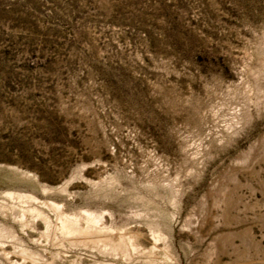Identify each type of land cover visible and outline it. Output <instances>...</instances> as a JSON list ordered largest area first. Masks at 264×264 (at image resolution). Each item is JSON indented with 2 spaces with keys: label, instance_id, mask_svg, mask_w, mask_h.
Returning <instances> with one entry per match:
<instances>
[{
  "label": "rangeland",
  "instance_id": "obj_1",
  "mask_svg": "<svg viewBox=\"0 0 264 264\" xmlns=\"http://www.w3.org/2000/svg\"><path fill=\"white\" fill-rule=\"evenodd\" d=\"M0 264H264V0H0Z\"/></svg>",
  "mask_w": 264,
  "mask_h": 264
},
{
  "label": "bare ground",
  "instance_id": "obj_2",
  "mask_svg": "<svg viewBox=\"0 0 264 264\" xmlns=\"http://www.w3.org/2000/svg\"><path fill=\"white\" fill-rule=\"evenodd\" d=\"M8 195L10 196H15L17 195V197L19 198H26V199H30V198H34L35 200L37 199L35 196L31 195V194H28V193H15V192H8ZM51 206L54 207L56 209V211L61 209V206L60 204L58 203H55V202H52L51 203ZM63 209V208H62ZM39 211V210H38ZM63 211V210H62ZM35 212V211H34ZM87 212V211H86ZM39 213V212H38ZM40 214V213H39ZM60 214V213H59ZM60 220H61V228L63 230V232L67 235H77V234H80L82 235L81 233H86L88 231H90V233H93L95 231V233H102L103 230H105V228H97L96 224L101 220V217L96 216L92 213H87L85 218L87 220V223L88 225L87 226H82L81 225V221L79 219V217H76V216H70V215H66L65 213H61L60 216H59ZM58 218V217H57ZM109 229V228H108ZM108 232V231H107ZM88 233V234H90ZM105 233V232H104ZM87 234V233H86ZM107 233H105L106 235ZM108 235V234H107ZM48 236V235H47ZM97 236V235H96ZM79 237V236H78ZM84 237V236H83ZM98 237V236H97ZM114 237V236H113ZM118 236H116L117 238ZM123 237V236H122ZM122 237H118V241H114L111 238L108 237H100V238H97L98 240V243L99 241H102L104 242V246L105 247H108V246H111L115 249H122L123 251H126L127 249V243L125 241V238H122ZM115 238V239H116ZM94 239V238H93ZM17 241V240H16ZM71 241V240H70ZM96 245V244H95ZM99 245V244H98ZM23 249V248H22ZM26 250V249H25ZM25 251H23L24 253ZM27 252V250H26ZM29 253V252H27ZM26 253V254H27ZM35 259V258H34ZM39 259V258H38ZM38 261V260H35V262Z\"/></svg>",
  "mask_w": 264,
  "mask_h": 264
}]
</instances>
